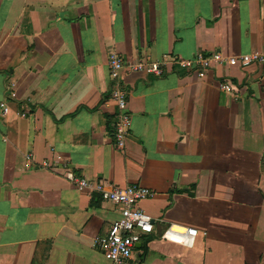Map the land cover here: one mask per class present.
<instances>
[{"label": "crops", "instance_id": "1", "mask_svg": "<svg viewBox=\"0 0 264 264\" xmlns=\"http://www.w3.org/2000/svg\"><path fill=\"white\" fill-rule=\"evenodd\" d=\"M216 53L264 55V0H0V264H110L95 241L119 206L67 173L155 193L137 264H264V64H180Z\"/></svg>", "mask_w": 264, "mask_h": 264}, {"label": "built area", "instance_id": "2", "mask_svg": "<svg viewBox=\"0 0 264 264\" xmlns=\"http://www.w3.org/2000/svg\"><path fill=\"white\" fill-rule=\"evenodd\" d=\"M212 62L227 63L231 66L248 67L251 65L264 64L263 54H246L238 57L224 58L216 53L213 56L198 55L192 60H182L180 64L185 68L196 71L199 76H204L205 71ZM125 61L117 53L111 52L108 58V67L110 78L113 82V90L110 93L111 99L117 104L121 113L118 115L115 140L118 148L124 147L126 139V130L130 125V116L124 112L125 96L121 91L122 74L127 67ZM141 66L133 69H141ZM158 72L157 69L153 70ZM221 89L226 93L237 91L234 85L228 81L220 83ZM0 122L1 117L7 115L9 107L6 102L0 104ZM67 179L79 190H88L99 192L107 201L119 206L121 217L117 220L108 233L101 238L96 239L95 245L102 251L105 259L110 264H137L134 262V254L137 245L141 242L144 235H150L154 232L156 220L146 211L139 207L143 201L154 197V192L140 185H129L126 187L111 185V190L107 191L108 185L104 180L93 182L84 178L77 177L73 173H67ZM197 231L193 229H177L169 227L164 234L163 239L174 243H182L187 246H193Z\"/></svg>", "mask_w": 264, "mask_h": 264}, {"label": "water", "instance_id": "3", "mask_svg": "<svg viewBox=\"0 0 264 264\" xmlns=\"http://www.w3.org/2000/svg\"><path fill=\"white\" fill-rule=\"evenodd\" d=\"M138 246H139V244H138Z\"/></svg>", "mask_w": 264, "mask_h": 264}]
</instances>
